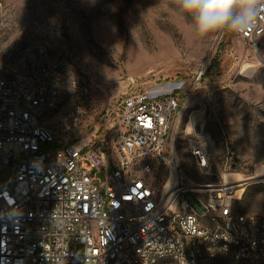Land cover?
<instances>
[{"label":"built area","instance_id":"obj_1","mask_svg":"<svg viewBox=\"0 0 264 264\" xmlns=\"http://www.w3.org/2000/svg\"><path fill=\"white\" fill-rule=\"evenodd\" d=\"M262 9L236 31L250 42L264 33ZM129 84L118 101L120 126L82 134L97 104L84 73L69 78L73 106L51 121L65 80L46 47L0 61V264L264 260V211L236 208L245 184L264 187V167L246 177L194 179L167 148L178 93L134 75ZM193 125L190 151L205 174L215 152L210 134ZM159 161L169 170L164 180L152 175Z\"/></svg>","mask_w":264,"mask_h":264},{"label":"rangeland","instance_id":"obj_2","mask_svg":"<svg viewBox=\"0 0 264 264\" xmlns=\"http://www.w3.org/2000/svg\"><path fill=\"white\" fill-rule=\"evenodd\" d=\"M37 44L46 47L65 80L51 121L73 106L68 81L84 73L93 83L97 104L78 132L111 133L120 126L118 101L134 75L141 85L180 96L167 148L174 146L194 179L212 181L220 172L247 176L264 167V33L257 43L228 27L201 35L175 0H3L0 61ZM194 123L210 134L215 152L216 164L205 174L190 151ZM152 175L166 179L167 164L157 162ZM236 208L264 211L263 185L245 184ZM211 262L264 264L225 255Z\"/></svg>","mask_w":264,"mask_h":264},{"label":"clouds","instance_id":"obj_3","mask_svg":"<svg viewBox=\"0 0 264 264\" xmlns=\"http://www.w3.org/2000/svg\"><path fill=\"white\" fill-rule=\"evenodd\" d=\"M180 10L194 22L201 35L226 27L233 31L246 28L256 18L257 6L264 0H175ZM264 10V9H262Z\"/></svg>","mask_w":264,"mask_h":264},{"label":"bare ground","instance_id":"obj_4","mask_svg":"<svg viewBox=\"0 0 264 264\" xmlns=\"http://www.w3.org/2000/svg\"><path fill=\"white\" fill-rule=\"evenodd\" d=\"M229 176H230L231 178L246 177V175H244V174H242V173H240V172H230V173H229ZM230 177H229V178H230ZM170 180H171V178H170Z\"/></svg>","mask_w":264,"mask_h":264}]
</instances>
